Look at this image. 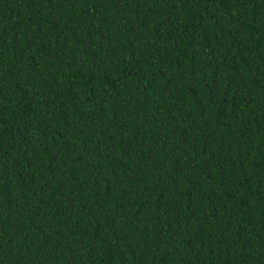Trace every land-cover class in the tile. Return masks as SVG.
Segmentation results:
<instances>
[{
  "label": "trees",
  "instance_id": "1",
  "mask_svg": "<svg viewBox=\"0 0 264 264\" xmlns=\"http://www.w3.org/2000/svg\"><path fill=\"white\" fill-rule=\"evenodd\" d=\"M0 264H264V0H0Z\"/></svg>",
  "mask_w": 264,
  "mask_h": 264
}]
</instances>
